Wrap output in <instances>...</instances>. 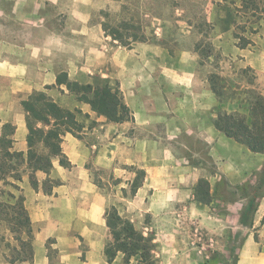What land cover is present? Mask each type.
Masks as SVG:
<instances>
[{
  "label": "crops",
  "instance_id": "obj_1",
  "mask_svg": "<svg viewBox=\"0 0 264 264\" xmlns=\"http://www.w3.org/2000/svg\"><path fill=\"white\" fill-rule=\"evenodd\" d=\"M111 2L0 0V140L10 141V151L27 152L24 102L34 93L74 112L79 124L61 134L69 166L53 157L48 173L35 172L37 188L28 171L18 182L32 228V259L10 260L17 242L0 220V235L6 231L15 241L0 243V264H119L103 253L109 237L106 198L91 167L121 178V190L132 182L133 167L145 171L126 206L139 207L154 221L144 233L152 235L161 264H225L231 263V253V264H264V191L244 219L248 200L235 189L247 180L260 181L264 152L251 151L215 125L218 110L234 111L236 102L218 100L208 75L192 67L193 60L199 64L193 50L172 55L157 42L125 47L111 39L96 19ZM225 13L212 9V19H224ZM258 35L255 50L233 47L254 70L264 95V18ZM69 82L117 86L131 118L108 120L79 100ZM52 125L53 120L37 122L46 129ZM182 136L200 141L205 153L178 142ZM46 178L49 191L43 189ZM201 178L209 182V202L196 198ZM220 179L227 189L223 199L215 196Z\"/></svg>",
  "mask_w": 264,
  "mask_h": 264
},
{
  "label": "trees",
  "instance_id": "obj_2",
  "mask_svg": "<svg viewBox=\"0 0 264 264\" xmlns=\"http://www.w3.org/2000/svg\"><path fill=\"white\" fill-rule=\"evenodd\" d=\"M147 1L148 6H151L160 0ZM170 1L174 8H177L176 11L180 12V16L187 20L188 26L197 28V31L205 38L193 44V50L198 54L200 63L203 64L204 61L212 58L213 63L219 68V62L223 57L209 40L208 31L211 29V24L205 19L204 11L198 18L196 13L193 14L198 10L195 9L197 7L195 2L198 0ZM238 1L236 15L239 14L238 17L242 18V24L236 26L238 32H234V36L238 39V47L246 48L253 44L251 36L259 34L261 21L264 18V0ZM125 8L128 9L124 6ZM104 15L107 17V13ZM129 19V21H121L115 25L103 23L102 28L106 35L125 47H131L135 42L147 41L145 27L140 23H134L133 15H130ZM192 20H196V25ZM221 72L208 74L207 80L210 88L220 102H236L237 109L231 112L218 110L215 119L216 127L227 136L245 144L251 151L264 152V95L256 84L255 73L249 66L238 70L236 78L221 75ZM68 87L79 100L90 103L94 111L110 121L119 122L131 118L130 110L124 103L117 86H92L69 82ZM24 105L27 111L28 126L27 152L24 154L10 151V141L0 140V182H3V188H0V220L6 224L17 242L16 246H11V261L31 260L33 255L32 228L18 182L22 179L23 173L28 171L32 187L37 188L38 180L35 172L41 170L48 173L52 167L53 157H58L61 165L69 166V161L61 151V134L65 130L75 131L79 128L74 112L47 100L42 93L32 94ZM51 120H53V125L48 129L37 126L38 121L49 124ZM258 174H261V177L257 184L253 185L250 180H247L235 186L236 191L248 200L243 210L244 219L254 213L257 198L263 195V192L259 193L258 190L264 180V168ZM144 175L143 169L135 171V176L130 183L129 196L135 194ZM50 187V179L46 178L43 182L44 191H49ZM123 191L125 192L124 189ZM225 194H227L226 185L223 179H220L215 184V196L223 199ZM195 195L199 200L210 201L209 182L206 179H199L195 187ZM104 220L109 237L104 244L103 253L108 262L120 257L119 264H158L156 245L152 235L145 234L143 230L137 228L132 220L120 214L114 204L105 208ZM234 258V254L231 253V263ZM231 263L226 262L225 264Z\"/></svg>",
  "mask_w": 264,
  "mask_h": 264
},
{
  "label": "rangeland",
  "instance_id": "obj_3",
  "mask_svg": "<svg viewBox=\"0 0 264 264\" xmlns=\"http://www.w3.org/2000/svg\"><path fill=\"white\" fill-rule=\"evenodd\" d=\"M195 4L197 6L195 9L198 10L193 12V14L196 13V17L198 18L202 14V11H204L205 19L211 24V29L208 31L209 40H211L224 59L221 58L219 68H217L216 64L213 63L212 58H209L208 61H204L205 63L203 64H201L199 60L200 65L198 64L197 66L193 60L192 67L194 66L197 68L196 70L202 76H207L210 72L222 71L221 75L236 78V72L241 68L246 67V64L241 59L243 57H241V55L237 52L234 53L236 50L233 47V45L238 47V39L234 36V32H238V28L236 26L238 24H242V18L238 17L239 14L236 15V6L239 5V1L198 0ZM124 6L128 7V9H124ZM216 8L228 12L225 13L226 15L224 19L221 18V20L218 21L212 19V9ZM176 9L177 8H174L173 3L170 0H160L151 4V6H148L147 0H113V2H111L110 5H107L105 9L96 12V19H100L102 24L107 23L115 25L121 21H129L130 15H133L132 21L134 23H140L143 27H145L148 41L160 43L168 50V52H170V54L175 55L182 50H193V44L204 38V36L197 31V28L188 26L186 22L187 20L184 17H181L180 12L176 11ZM149 11H151L152 14ZM104 13H107V17ZM228 22L231 25L230 28L228 27ZM196 23V20H194L193 24L196 25ZM251 39H253V44L246 48L255 50L259 41V35H252ZM177 58L179 59V56H177ZM188 61L189 58L185 56V58H183L185 65ZM188 65H190V63ZM178 142H185L190 148H197L203 153L206 151L205 146L201 144L200 141L195 140L190 136H182ZM204 161L206 164L210 165V161L205 156ZM133 169L135 172L137 169L141 168L133 167ZM91 170L93 180L99 184L98 187L106 198V207L114 204L120 214L128 218L135 217V222H133L137 228L143 231L149 230V227L154 224L152 218L148 214H141L139 207L130 210L126 206V200L129 198L130 185L128 188H124V192L123 189L121 190V185L123 184L120 183L121 178H116L109 170H96L92 167ZM0 188H3L2 181L0 182ZM263 191L264 180L258 192L261 193ZM136 214L138 215L136 216ZM4 227L5 226H3V228ZM3 233L4 235H0V243H5L6 245L15 244V241L11 240L8 234L5 235L6 231ZM199 236H202V238L205 237V235ZM5 238L9 240H6ZM195 238L196 237H194V241L201 242V239L199 240ZM156 257L158 258V264H161V257L158 254V250L156 251ZM116 261L120 263L121 258L118 257Z\"/></svg>",
  "mask_w": 264,
  "mask_h": 264
}]
</instances>
